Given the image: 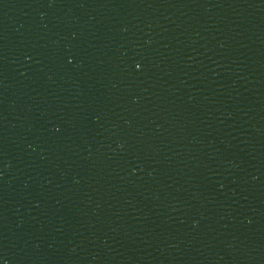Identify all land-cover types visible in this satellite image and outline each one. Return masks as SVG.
<instances>
[{
  "label": "water",
  "instance_id": "water-1",
  "mask_svg": "<svg viewBox=\"0 0 264 264\" xmlns=\"http://www.w3.org/2000/svg\"><path fill=\"white\" fill-rule=\"evenodd\" d=\"M0 264H264V0H0Z\"/></svg>",
  "mask_w": 264,
  "mask_h": 264
}]
</instances>
